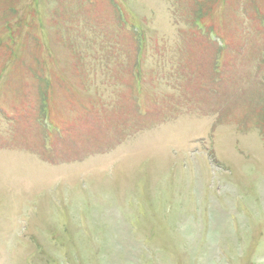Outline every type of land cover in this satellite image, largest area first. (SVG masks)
I'll use <instances>...</instances> for the list:
<instances>
[{"label": "rangeland", "instance_id": "obj_1", "mask_svg": "<svg viewBox=\"0 0 264 264\" xmlns=\"http://www.w3.org/2000/svg\"><path fill=\"white\" fill-rule=\"evenodd\" d=\"M0 264H264V0H0Z\"/></svg>", "mask_w": 264, "mask_h": 264}]
</instances>
